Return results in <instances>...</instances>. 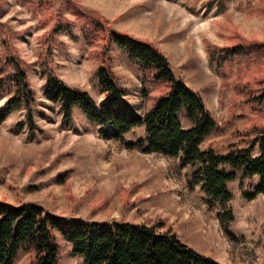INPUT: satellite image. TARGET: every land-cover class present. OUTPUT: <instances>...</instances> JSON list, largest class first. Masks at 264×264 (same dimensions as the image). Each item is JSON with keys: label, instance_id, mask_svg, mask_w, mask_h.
Masks as SVG:
<instances>
[{"label": "rangeland", "instance_id": "1", "mask_svg": "<svg viewBox=\"0 0 264 264\" xmlns=\"http://www.w3.org/2000/svg\"><path fill=\"white\" fill-rule=\"evenodd\" d=\"M263 5L264 0H0V68L7 56L14 57L35 97L30 128L24 108L5 111L2 105L10 94L0 95V200L32 202L56 216L87 221L162 220L183 243L221 264H264V194L247 200L234 179L227 183L228 202L208 203L199 184L188 185L194 167L125 146L144 136L143 126L125 133L122 142L103 137L76 106L65 119L60 103L43 90L51 73L87 92L98 106L102 93L94 71L104 62L125 88L126 99L143 113L158 87L128 61L125 49L107 40L110 29L127 33L155 45L174 75L201 95L215 122L201 149L210 144L223 153L231 144L242 146L237 132L250 122L264 126V117L247 104H232L234 63L221 90L208 44L264 43ZM74 11L84 15L82 22ZM61 19L70 23L69 30L58 28ZM247 70L242 77L255 73L251 65ZM11 71L5 66L2 74ZM180 121L187 126L182 116ZM256 180L244 179V189L251 191ZM222 208L234 215L230 235L216 218ZM56 235L59 263L84 264ZM28 257L21 248L12 264H25Z\"/></svg>", "mask_w": 264, "mask_h": 264}, {"label": "trees", "instance_id": "2", "mask_svg": "<svg viewBox=\"0 0 264 264\" xmlns=\"http://www.w3.org/2000/svg\"><path fill=\"white\" fill-rule=\"evenodd\" d=\"M74 12L82 22L84 15ZM61 23L59 29H70L67 20L61 19ZM107 40L126 50L128 61L157 85L158 94L152 97L150 107L139 113L126 99L125 88L102 62L94 71L102 93L96 106L87 92L71 88L49 73L43 85L44 94L60 103L65 119L70 117L72 106H76L90 122L98 125L101 136L120 142L133 127L143 126L144 136L125 142V146L176 157L179 167H194L188 185L199 184L208 203L228 202L232 194L227 183L234 179H238L245 199L264 194L263 125L250 122L237 132L242 146L231 144L223 153H217L210 144L201 149V141L215 125L201 95L174 75L167 58L150 42L111 29ZM208 60L214 65L221 90L228 85L227 77L232 73L228 66L235 64L230 81L235 98L232 104H247L257 116L264 117V43L241 39L229 46L208 44ZM20 65L14 57L7 56L0 68V74L5 66L12 70L0 76V95L10 94L2 108L8 111L22 106L25 121L33 128L35 97ZM249 65L255 68V73L242 77ZM3 114L0 111V119ZM181 116L187 126L182 125ZM23 124L24 121L18 123L20 127ZM252 177L257 178L256 183L247 191L244 179ZM216 218L221 229L230 235L232 210L222 208L216 212ZM56 234L84 264H221L183 243L177 232L162 220L152 224L116 219L87 221L56 216L32 202L13 205L0 200V264H12L21 248L29 252L25 264H60Z\"/></svg>", "mask_w": 264, "mask_h": 264}]
</instances>
